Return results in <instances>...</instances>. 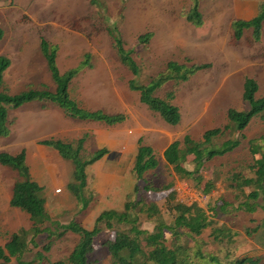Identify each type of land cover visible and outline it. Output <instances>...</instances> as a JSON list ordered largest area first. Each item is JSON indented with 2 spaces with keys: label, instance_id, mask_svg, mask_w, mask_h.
Wrapping results in <instances>:
<instances>
[{
  "label": "rangeland",
  "instance_id": "obj_1",
  "mask_svg": "<svg viewBox=\"0 0 264 264\" xmlns=\"http://www.w3.org/2000/svg\"><path fill=\"white\" fill-rule=\"evenodd\" d=\"M263 1L0 0V29L4 31L0 56L10 60L3 78L5 92L15 95L29 88L54 90L41 53V44L45 41L57 52L55 64L60 74L78 68V74L68 87L69 98L77 108L124 117L122 122L109 126L71 119L55 105L43 106L36 102L9 111L8 134L0 137V153L15 156L25 152L28 178L43 189L41 197L53 221L63 225L79 223L91 230L102 210L122 209L126 193L130 195L134 187L133 158L139 146H147L154 151L158 166L139 181L140 187L148 184L157 190L142 194L145 203L156 204L164 221L172 225L175 215L170 208L176 203L178 191L180 199H187L186 204L193 201L200 204L208 220L215 222L213 227L231 229L229 241H215L211 227L204 230L195 238L202 251L222 264H231L244 257L260 259L264 264L262 236L253 232L258 226L260 230L263 228L264 213L257 210L249 215L238 210V203L243 200H237L235 189L231 187L235 185L232 181L235 175L253 177L250 168L253 157L248 143L250 140L263 143L264 118L252 119L238 148L213 158L201 169L204 181L213 186L210 194L203 193L204 183L197 187L194 181L181 179L163 157L169 144L182 141L185 136L195 142L207 139L211 147H221L232 140L236 131L226 127H230L232 113L247 110L242 99L246 79L257 83V98L264 96V22L258 41L252 38L253 30H243L242 39L235 40L233 37L238 31L231 28L232 20H251ZM195 3L200 26L188 21L195 14ZM108 26L113 30L117 28L125 50L134 51L132 58L139 66L137 77L119 61L107 32ZM116 33L113 34L117 36ZM146 34H150L148 44H139ZM170 61L188 67L209 65L187 82L167 83L156 93L162 99L169 92L174 93L172 103L181 115L176 127L168 126L142 105L140 93L129 88L132 80L136 86L150 85L153 77L166 74V64ZM214 131L216 134L212 138L209 135ZM43 140L75 146L81 142L79 157L82 160L102 149L110 152L86 168L83 195H93L88 206L79 203L67 189V185L79 183L73 164L43 146ZM184 167L193 169L190 160ZM17 178L24 180L0 165V247L31 227L28 215L11 208L8 202ZM131 198L135 197L131 195ZM140 227L151 232L154 223L144 221ZM113 237L112 231L96 236L91 259L98 264H111L104 244ZM78 238L68 231L53 242L48 253H43L42 247L47 241L42 235L36 239L35 247L28 246L22 260L31 261L37 252L52 263L66 260ZM165 238L166 245L170 246L172 237L168 232ZM187 240L192 246V240ZM0 264H17V261L11 259Z\"/></svg>",
  "mask_w": 264,
  "mask_h": 264
},
{
  "label": "trees",
  "instance_id": "obj_2",
  "mask_svg": "<svg viewBox=\"0 0 264 264\" xmlns=\"http://www.w3.org/2000/svg\"><path fill=\"white\" fill-rule=\"evenodd\" d=\"M97 2V0H91ZM197 3L194 5L195 14L190 16L188 21L201 25L199 15L197 13ZM195 20V22H192ZM198 20V21H197ZM264 22V1L259 7L258 13L249 21L234 20L231 28L238 31L235 40L242 39L243 30H253L252 38L258 41L261 36L262 24ZM108 26L107 32L114 42V49L119 61L124 67L137 77L139 66L132 58L134 51L132 49L125 50L123 42L119 39L116 30ZM118 31V30H117ZM116 33L114 35L113 33ZM4 37V31L0 29V41ZM150 34L142 36L139 44L146 42L148 44ZM41 53L44 57L54 90L47 88L42 90L29 88L19 94L11 95L3 90L4 74L10 66V60L5 56H0V137L8 134L6 121L8 113L11 110L20 108L27 103H40L45 106L47 104L55 105L60 108L64 114L71 119H79L85 121H94L103 123L104 125L114 126L123 121L124 117H110L103 113L84 112L76 107V104L69 98L68 87L71 81L78 74V68H72L63 74L58 72L56 67V50H52L45 41L41 44ZM91 67V66H90ZM209 65L203 66H185L170 61L166 64V74L161 73L151 79L150 85L134 84V80L129 83L132 91L140 93V103L145 105L151 112L158 115L168 126L176 127L180 124L181 115L179 108L172 102L175 99L174 93L169 92L165 99L156 96V93L162 89L167 83L187 82L194 74L208 68ZM258 85L252 79H246L243 85V102L247 106V110L237 114L232 113L230 119V127L236 131L233 139L225 143L221 147H211L207 139L201 142L193 141L189 136H185L182 141L176 140L169 144L163 152V157L169 167H171L176 175L181 179L194 181L195 186L199 187L204 183V194H210L213 186L206 183L200 173L204 165L213 158L224 156L234 151L241 145L244 139V130L250 124L253 118H264V96L256 97ZM216 131L209 136L214 137ZM210 137H207L210 139ZM141 143V140L138 141ZM46 148L52 149L65 161L71 162L75 170V178L79 182L67 185V189L72 193L79 203L84 207L88 206L92 197H85L83 189L86 186V168L92 166L98 160H101L106 154V149L98 151L95 155L85 160L80 159L82 151V143L78 145L65 144L61 141L43 140L41 142ZM264 141L258 143L256 140H250L249 152L253 157V164L250 166L253 177L243 178L241 175H235L232 179L235 189L234 195L238 199L242 198V202L238 203V210H243L246 214L252 215L261 210L264 213ZM211 148H210V147ZM259 156V157H258ZM192 159H189V158ZM25 152L11 156L6 153H0V165L9 168L17 173L20 178L14 182L9 205L11 208L17 209L29 217L31 227L23 230L19 235H14L12 240L4 247H0V262L8 263L11 259H15L17 264H98L97 260L91 259L94 253L93 240L96 236L104 231H112L114 237L112 240L106 241L104 244L110 257L111 264H222L216 257L207 255L202 251L201 247L196 244L197 239L204 230L211 227L215 241H229L231 237V229L226 227H213L215 222L208 220L204 209L193 201L190 205L186 204L187 199L180 200L175 195L176 203L170 208L175 218L172 225L167 224L163 215L160 213L156 204H146L142 194L148 192H157L156 189L146 184L140 187L139 181L143 180L144 174L154 170L157 166V160L154 151L147 146H139L137 153L133 158L132 174L135 177L133 190L128 195L126 193L125 202L122 209H104L96 217L94 226L91 230L86 229L79 223H69L66 225L53 221L48 215L45 208V200L41 197L42 188L28 178L24 163ZM193 169L190 171L184 167L187 161ZM78 186V187H77ZM245 190H248L246 192ZM133 195L135 198H131ZM173 215V216H174ZM146 221L154 223L151 232L141 229V224ZM183 229L184 231H180ZM258 226L253 232L262 236V248L264 249V226L260 230ZM68 231L77 235L78 242L66 260L50 262L48 258L41 252L34 254V259L29 262L23 261L22 256L28 251V246L35 247L36 239L42 235L46 237L47 243L42 247L43 253H48L53 246V242L63 237ZM165 232L171 237L170 246L166 245ZM182 240V238H184ZM192 240L193 245L188 243ZM231 264H261L260 259L241 258Z\"/></svg>",
  "mask_w": 264,
  "mask_h": 264
},
{
  "label": "crops",
  "instance_id": "obj_3",
  "mask_svg": "<svg viewBox=\"0 0 264 264\" xmlns=\"http://www.w3.org/2000/svg\"><path fill=\"white\" fill-rule=\"evenodd\" d=\"M246 12H247V11H246ZM257 13H258V11H257ZM257 13H256V14H257ZM256 14H255V15H256ZM255 15H254L253 17H255ZM251 19H252V18H251ZM237 20H238V19H237ZM232 21H234V20H232ZM243 21H245V20H243ZM248 21H249V20H248ZM10 197H11V196H10ZM9 201H10V198L8 199V202H9ZM16 210H17V209H16Z\"/></svg>",
  "mask_w": 264,
  "mask_h": 264
},
{
  "label": "built area",
  "instance_id": "obj_4",
  "mask_svg": "<svg viewBox=\"0 0 264 264\" xmlns=\"http://www.w3.org/2000/svg\"><path fill=\"white\" fill-rule=\"evenodd\" d=\"M179 190V189H178ZM56 192H60V190H57ZM177 196L178 197H180L179 195H178V191H177ZM180 199V198H179ZM182 199H184V198H181L180 200H182Z\"/></svg>",
  "mask_w": 264,
  "mask_h": 264
}]
</instances>
